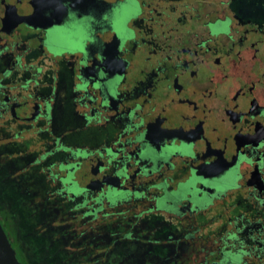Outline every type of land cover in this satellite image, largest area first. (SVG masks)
Wrapping results in <instances>:
<instances>
[{"label": "flooded vegetation", "instance_id": "obj_1", "mask_svg": "<svg viewBox=\"0 0 264 264\" xmlns=\"http://www.w3.org/2000/svg\"><path fill=\"white\" fill-rule=\"evenodd\" d=\"M0 223L20 264H264V0H0Z\"/></svg>", "mask_w": 264, "mask_h": 264}, {"label": "water", "instance_id": "obj_2", "mask_svg": "<svg viewBox=\"0 0 264 264\" xmlns=\"http://www.w3.org/2000/svg\"><path fill=\"white\" fill-rule=\"evenodd\" d=\"M0 264H20L0 223Z\"/></svg>", "mask_w": 264, "mask_h": 264}]
</instances>
